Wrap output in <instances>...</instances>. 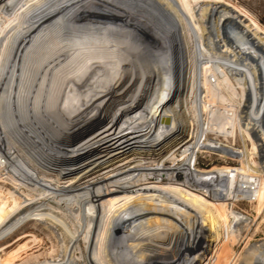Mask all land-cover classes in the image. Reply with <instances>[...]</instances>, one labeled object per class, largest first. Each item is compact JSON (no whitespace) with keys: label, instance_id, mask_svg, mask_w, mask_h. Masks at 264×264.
<instances>
[{"label":"bare ground","instance_id":"bare-ground-1","mask_svg":"<svg viewBox=\"0 0 264 264\" xmlns=\"http://www.w3.org/2000/svg\"><path fill=\"white\" fill-rule=\"evenodd\" d=\"M141 1L34 0L0 27V184L12 185L0 195V239L29 220L52 230L62 254L35 264H80L73 252L89 218L107 264L134 241L143 264L186 263L198 244L187 238L195 234L192 211L157 189L151 198L118 205L136 196L130 178L160 183L182 172L184 185L209 196L229 189V218L230 200L248 174L195 169L205 140L198 105L208 94L206 78L199 79L207 65L189 38L193 53L187 45L183 51L159 11L163 0ZM93 119L102 122L77 138L59 136ZM179 150L181 166L153 167ZM255 250L264 264V245Z\"/></svg>","mask_w":264,"mask_h":264},{"label":"rangeland","instance_id":"rangeland-1","mask_svg":"<svg viewBox=\"0 0 264 264\" xmlns=\"http://www.w3.org/2000/svg\"><path fill=\"white\" fill-rule=\"evenodd\" d=\"M31 1L34 0H0V27L12 19L20 6H27ZM157 3L169 29L181 39L183 51L185 45L191 50L189 38L199 59L207 65V71H201L199 79L202 83L206 78L208 94L198 105L205 140L198 146L196 155L201 153L199 159L195 156V169L201 172L236 169L248 174L238 188L237 197L230 200L229 218H224L229 189L220 191L216 197L209 196L205 191L184 185L182 172H170L169 178L160 183L156 178L131 177L136 196L119 198L118 205L129 206L135 200L151 198L157 189L161 196L181 202L195 217V234L187 238L198 244L190 262L183 264H254L255 248L264 245V0H163L165 9ZM210 109L214 111L209 112ZM182 119L186 127L192 125V119L186 114ZM96 120L82 124L75 131L61 132L59 136L66 140L77 138L85 129L102 122ZM218 123L229 127L226 128L229 132L219 131ZM183 137L191 138L186 132ZM176 153L153 160V167L181 166L180 150ZM233 177L231 173L230 187ZM251 181L252 188L243 185ZM11 187L8 180L0 184V195ZM104 205L116 207L114 201H106ZM151 210L157 211V208ZM65 220L68 224L74 222ZM58 223L63 225L60 219ZM88 226L89 232L77 242L73 256L80 264H107L93 218H89ZM135 242L126 243L121 256L115 254V264L145 262L144 251ZM62 250V240H56L52 230L29 220L0 239V264H35L59 257ZM262 253L264 259V250Z\"/></svg>","mask_w":264,"mask_h":264},{"label":"water","instance_id":"water-1","mask_svg":"<svg viewBox=\"0 0 264 264\" xmlns=\"http://www.w3.org/2000/svg\"><path fill=\"white\" fill-rule=\"evenodd\" d=\"M259 257L255 258L254 264H261L262 263V260Z\"/></svg>","mask_w":264,"mask_h":264},{"label":"built area","instance_id":"built-area-1","mask_svg":"<svg viewBox=\"0 0 264 264\" xmlns=\"http://www.w3.org/2000/svg\"><path fill=\"white\" fill-rule=\"evenodd\" d=\"M200 153H201V152H198L197 155H196L198 159H199L198 154H200ZM225 154H226V152H225ZM215 155H218V156H220V157H224V156H222V155H220V154H215ZM252 198H253V196H252Z\"/></svg>","mask_w":264,"mask_h":264}]
</instances>
